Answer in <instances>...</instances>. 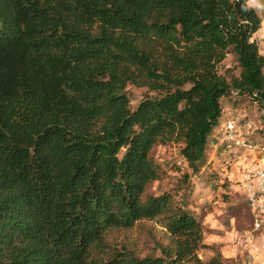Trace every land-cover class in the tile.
<instances>
[{
	"label": "trees",
	"instance_id": "1",
	"mask_svg": "<svg viewBox=\"0 0 264 264\" xmlns=\"http://www.w3.org/2000/svg\"><path fill=\"white\" fill-rule=\"evenodd\" d=\"M260 27L249 0H0V264H224L179 191L148 194L153 150L198 172L224 101L264 109ZM143 221L158 254L118 236Z\"/></svg>",
	"mask_w": 264,
	"mask_h": 264
},
{
	"label": "rangeland",
	"instance_id": "2",
	"mask_svg": "<svg viewBox=\"0 0 264 264\" xmlns=\"http://www.w3.org/2000/svg\"><path fill=\"white\" fill-rule=\"evenodd\" d=\"M230 64V57L226 60ZM126 92L134 108L151 92L144 87L129 84ZM257 106L249 99H236L235 95L223 102V116L227 118L249 119L257 124ZM218 132V131H217ZM222 132V131H221ZM217 136L218 133L216 134ZM217 144H209L207 164L198 172H193L179 153L177 144L158 145L153 150L155 160L164 170L163 178L153 182L148 194H160L163 191H179L189 207L199 215L204 223V242L220 248L224 255V264H256L251 250L258 244L257 236L252 232V214L244 199L240 183V166L246 154L234 149L229 155ZM132 244L140 256L158 254L155 240L166 243V230L157 221H143L133 229L118 235ZM215 250L201 248L200 258L208 260Z\"/></svg>",
	"mask_w": 264,
	"mask_h": 264
},
{
	"label": "built area",
	"instance_id": "3",
	"mask_svg": "<svg viewBox=\"0 0 264 264\" xmlns=\"http://www.w3.org/2000/svg\"><path fill=\"white\" fill-rule=\"evenodd\" d=\"M257 7L261 5L257 3ZM256 116V125L246 118L227 120L219 144L226 154L230 155L234 149L246 154L240 166V183L252 214V232L258 238L251 255L256 264H264V109L257 107Z\"/></svg>",
	"mask_w": 264,
	"mask_h": 264
},
{
	"label": "crops",
	"instance_id": "4",
	"mask_svg": "<svg viewBox=\"0 0 264 264\" xmlns=\"http://www.w3.org/2000/svg\"><path fill=\"white\" fill-rule=\"evenodd\" d=\"M257 3L260 4L261 7H257ZM257 3H249V4L256 9L258 15L261 17V27L254 34V38L258 41L259 47H260V51H261V53L264 56V43H263V40H264V0H257ZM227 120H229V118H227L225 120V118L223 116V111H222V115H221V119H220V125L214 130V135H213L217 139H219L220 136L222 135V132L221 131H222V128H223V126H224V124H225V122ZM217 133H218L219 136L216 135Z\"/></svg>",
	"mask_w": 264,
	"mask_h": 264
},
{
	"label": "clouds",
	"instance_id": "5",
	"mask_svg": "<svg viewBox=\"0 0 264 264\" xmlns=\"http://www.w3.org/2000/svg\"><path fill=\"white\" fill-rule=\"evenodd\" d=\"M249 3H251V0H249Z\"/></svg>",
	"mask_w": 264,
	"mask_h": 264
}]
</instances>
